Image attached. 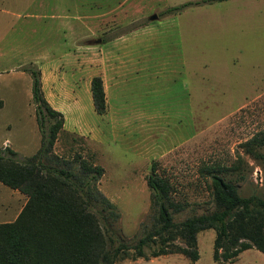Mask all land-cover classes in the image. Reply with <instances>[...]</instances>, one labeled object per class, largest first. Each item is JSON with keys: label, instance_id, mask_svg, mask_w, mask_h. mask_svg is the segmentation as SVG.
<instances>
[{"label": "rangeland", "instance_id": "rangeland-1", "mask_svg": "<svg viewBox=\"0 0 264 264\" xmlns=\"http://www.w3.org/2000/svg\"><path fill=\"white\" fill-rule=\"evenodd\" d=\"M188 1L195 0H0V151L14 149L22 161L39 146L25 71L38 70L64 119L52 151L103 168L96 186L116 206L114 226L127 244L149 224L152 162L184 204L175 220L212 209L204 166L221 167L240 195L264 197V159L241 146L264 131V0L165 12ZM93 76L103 114L88 96ZM22 196L0 183L1 209ZM213 237L211 229L197 233L195 261L168 253L115 264H264L254 248L213 261Z\"/></svg>", "mask_w": 264, "mask_h": 264}, {"label": "trees", "instance_id": "trees-1", "mask_svg": "<svg viewBox=\"0 0 264 264\" xmlns=\"http://www.w3.org/2000/svg\"><path fill=\"white\" fill-rule=\"evenodd\" d=\"M221 1L225 0L188 1L165 12ZM25 71L31 77L30 94L40 139L37 150L22 161L7 147L0 151V183L26 197L12 221L0 222V264H115L125 258L147 260L168 253L195 261L196 235L205 229L214 233L213 261H232L249 248L264 255V197L240 195L233 179L213 165L203 167L210 178L212 209L175 220L184 204L172 199L170 182L152 162L145 178L149 224L143 225L134 244L124 242L114 226L116 206L96 186L103 168L80 156L60 158L52 151L62 128V114L44 99L39 71ZM89 90L94 111L103 114L105 99L98 76L90 79ZM263 141L264 131L256 132L241 146L254 158L264 159L258 151Z\"/></svg>", "mask_w": 264, "mask_h": 264}, {"label": "crops", "instance_id": "crops-1", "mask_svg": "<svg viewBox=\"0 0 264 264\" xmlns=\"http://www.w3.org/2000/svg\"><path fill=\"white\" fill-rule=\"evenodd\" d=\"M41 91H42L43 97L46 100V102L48 103V105L50 107H52L53 109L59 111L62 114V110L59 108L60 107L59 106L60 105L59 104V100L56 97H53L52 95H50L49 93L48 94L46 93V90H45V87H44L43 83L41 85ZM89 95L90 94L88 93V96ZM90 100H91V98H90ZM105 106H106V103H105ZM105 111H106V108H105ZM63 121H64V119H63ZM12 150L14 151V149H12ZM11 190H12V193H17L18 195H21V193L19 194V192L17 190H15V189H11ZM22 197H24V196H22ZM21 201H22V199H21ZM24 202H25V200H23L21 203L19 202V204L16 207H12V208H10L9 205L6 206L7 208H4V207L2 209L0 208V213L1 214L3 213L4 215H6V219H3L1 222L12 221L16 217L18 212L20 211V209L23 206ZM1 205L2 204H0V206ZM6 209H8L9 211L8 210L5 211ZM9 214H10V217H7V215H9Z\"/></svg>", "mask_w": 264, "mask_h": 264}, {"label": "water", "instance_id": "water-1", "mask_svg": "<svg viewBox=\"0 0 264 264\" xmlns=\"http://www.w3.org/2000/svg\"><path fill=\"white\" fill-rule=\"evenodd\" d=\"M155 18H156V15L153 14V15H151L148 19H149V20H153V19H155Z\"/></svg>", "mask_w": 264, "mask_h": 264}]
</instances>
